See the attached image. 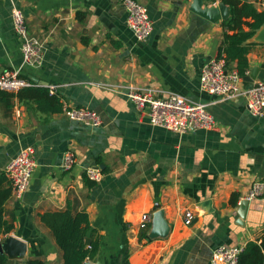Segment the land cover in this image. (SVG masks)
<instances>
[{
	"label": "crops",
	"instance_id": "0c3cea01",
	"mask_svg": "<svg viewBox=\"0 0 264 264\" xmlns=\"http://www.w3.org/2000/svg\"><path fill=\"white\" fill-rule=\"evenodd\" d=\"M136 1L153 24L145 42L128 28L123 0H0V74L33 76L56 87L63 104L62 112L50 114L0 94V174L27 147L34 148L37 163L24 196L12 192L5 204L14 230L0 242L10 264L31 258L63 264L40 216L68 208L85 212L102 238L92 264H211L216 248L244 249L264 235V197L249 201L245 219H237L253 182L264 180V117L253 116L242 97L222 100L200 89L202 67L218 57L224 21L192 13L193 0ZM248 1L264 11V0ZM220 3L205 0V6ZM14 8L24 13L28 35L43 44L41 66L23 63ZM263 30L249 41L254 45L244 88L264 82ZM132 86L213 102L208 111L216 128L178 135L153 126L120 89ZM67 107L95 111L102 125L69 120ZM67 150L76 155L69 170L62 167ZM91 166L102 170L103 179L89 185L84 176ZM206 201L209 208L200 207ZM186 212L194 214L190 223ZM145 213L152 220L142 231ZM12 239L25 247L10 249Z\"/></svg>",
	"mask_w": 264,
	"mask_h": 264
},
{
	"label": "built area",
	"instance_id": "2783aa9c",
	"mask_svg": "<svg viewBox=\"0 0 264 264\" xmlns=\"http://www.w3.org/2000/svg\"><path fill=\"white\" fill-rule=\"evenodd\" d=\"M127 13L128 28L134 33L138 42H145L153 33V24L147 8L136 0H123ZM15 33L21 38V52L25 66H41L43 63V44L28 35L24 13L17 8L12 10ZM243 77L227 68L223 59L208 61L201 70L200 89L215 98L235 100L244 98L248 111L255 117H264V82H257L251 88L242 87ZM36 86L32 81L22 78L20 71L0 74V92H18L21 89ZM51 86V94L56 92ZM126 89L125 95L135 104L138 110L145 112L149 123L164 128L178 135L195 133L200 130H214L216 121L208 111L214 103H197L169 91L155 88L120 87ZM67 118L85 126L99 128L102 119L89 108L67 107L64 109ZM76 162L73 151L67 150L63 156L62 167L71 169ZM35 150L32 147L22 149L11 160L5 169V175L11 183L13 197L21 199L29 189L36 167ZM89 180L99 183L103 179L102 170L91 166L86 169ZM264 197V180L253 182L246 200L252 201ZM194 214L186 212L185 220L192 222ZM152 215L145 213L141 217L140 230H147ZM242 247L220 246L213 251L211 264H238Z\"/></svg>",
	"mask_w": 264,
	"mask_h": 264
},
{
	"label": "trees",
	"instance_id": "16d2710c",
	"mask_svg": "<svg viewBox=\"0 0 264 264\" xmlns=\"http://www.w3.org/2000/svg\"><path fill=\"white\" fill-rule=\"evenodd\" d=\"M207 1L221 2L230 9L229 19L223 22L225 31L217 59L225 60L229 69L236 63L235 69L244 77L249 68L247 56L254 45L249 41L264 26V11H258L248 0ZM0 94L11 99L17 98L21 102H34L44 113L53 114L63 111L60 98L51 94L46 87L33 86L21 89L17 93L0 92ZM84 179L89 185L94 183L87 178L86 172ZM11 195V185L5 173H2L0 174V238L14 230V219L9 221L5 218V204ZM235 200L236 196H233L231 203L234 204ZM40 219L43 225L50 229L55 244L61 252L63 264H86L94 261L99 255L102 238L91 229L89 216L85 212H74L68 208L64 211L45 213ZM0 264H10L5 255L0 254ZM25 264L46 263L41 259L31 258ZM238 264H264V235L259 242H249L244 247Z\"/></svg>",
	"mask_w": 264,
	"mask_h": 264
},
{
	"label": "water",
	"instance_id": "95a60500",
	"mask_svg": "<svg viewBox=\"0 0 264 264\" xmlns=\"http://www.w3.org/2000/svg\"><path fill=\"white\" fill-rule=\"evenodd\" d=\"M191 12L200 16L201 18H204L205 20H207L208 22H211V23H216L218 21H227L230 17V10L228 8V6H226L225 4L223 3H220L216 8L213 7V6H205V0H193V3L191 5ZM260 40L261 41H264V30L263 32L261 33L260 35ZM30 80L36 84V85H39L41 87H47L48 84L45 83V82H42L40 81L39 79L33 77V76H30ZM211 202L210 201H206V202H203L202 204H200V207L202 208H209ZM248 206H249V201L248 200H244L243 202H241V205H240V210L238 212V216H237V219L239 220H244L245 217H246V213H247V210H248ZM156 219L155 221L158 223V224H161L163 223L162 222V213L161 212H157L156 214ZM242 222H239V224H241ZM89 243V241H88ZM23 248L25 247L24 246V243L20 242L19 240H16V239H12L9 241V248H13V249H16V248ZM6 247L0 242V254L2 255H5V252H6ZM21 253L23 250H21ZM86 264H92L90 261L87 262ZM97 264H101V263H97Z\"/></svg>",
	"mask_w": 264,
	"mask_h": 264
},
{
	"label": "rangeland",
	"instance_id": "374dc122",
	"mask_svg": "<svg viewBox=\"0 0 264 264\" xmlns=\"http://www.w3.org/2000/svg\"><path fill=\"white\" fill-rule=\"evenodd\" d=\"M53 262H54V264H57V259H54Z\"/></svg>",
	"mask_w": 264,
	"mask_h": 264
}]
</instances>
